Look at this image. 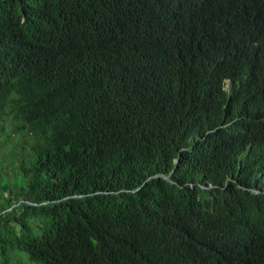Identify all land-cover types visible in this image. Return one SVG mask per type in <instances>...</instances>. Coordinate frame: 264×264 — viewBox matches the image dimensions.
<instances>
[{"label":"trees","instance_id":"16d2710c","mask_svg":"<svg viewBox=\"0 0 264 264\" xmlns=\"http://www.w3.org/2000/svg\"><path fill=\"white\" fill-rule=\"evenodd\" d=\"M0 264H264V0H0Z\"/></svg>","mask_w":264,"mask_h":264},{"label":"rangeland","instance_id":"374dc122","mask_svg":"<svg viewBox=\"0 0 264 264\" xmlns=\"http://www.w3.org/2000/svg\"><path fill=\"white\" fill-rule=\"evenodd\" d=\"M10 154V150L7 151Z\"/></svg>","mask_w":264,"mask_h":264}]
</instances>
